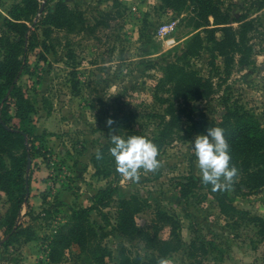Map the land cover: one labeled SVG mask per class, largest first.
<instances>
[{
  "label": "rangeland",
  "instance_id": "1",
  "mask_svg": "<svg viewBox=\"0 0 264 264\" xmlns=\"http://www.w3.org/2000/svg\"><path fill=\"white\" fill-rule=\"evenodd\" d=\"M13 1L0 0V31ZM65 1L80 12L81 23L73 29L50 25L48 41L53 48L46 51L39 44L30 50L29 71L18 79L34 100L30 126L35 138L28 202L23 203L17 220L34 235L25 240L24 232L1 242L5 233L1 219L10 202L0 189V264H51L48 239L67 219L69 207L89 204L97 189L114 181L112 173H97L92 162L104 144L109 152L110 131L123 137L129 127L153 133L155 123L149 112L161 110V99L181 104L182 98L174 95L166 78V61L210 77L217 88L209 98L192 101L194 116L219 119L228 104L249 110L264 126V0H218L234 27L238 22L233 19L240 13L253 24L248 32L249 62L239 67L240 54L234 53L227 76L225 56L210 54L206 32L188 22V8L171 9L161 0ZM195 32L202 36V46L198 52L184 54ZM38 33L41 40V29ZM220 36L218 29L216 37ZM109 119L114 121L111 129ZM10 124L20 122L13 117ZM202 133L207 134L178 133L159 149V170L147 174L141 170L138 183L121 176L115 179L118 191L103 209L109 220L92 213L106 230L103 241L111 249L103 264H121V252L131 257L139 254L141 260L153 254L167 258L169 264H264V186L248 188L238 174L226 196L238 208L231 215L220 210L204 186L181 195L184 176L199 178L191 143ZM5 161L10 162L7 155ZM131 195L145 199L135 221L148 234L122 236L113 228L118 197ZM163 212L175 220L176 235L173 221L164 220ZM150 238L171 242L152 245ZM192 238L202 240L204 246L195 243L190 249ZM166 246L174 249L168 251ZM77 253L76 245L69 246L58 264H81Z\"/></svg>",
  "mask_w": 264,
  "mask_h": 264
},
{
  "label": "trees",
  "instance_id": "2",
  "mask_svg": "<svg viewBox=\"0 0 264 264\" xmlns=\"http://www.w3.org/2000/svg\"><path fill=\"white\" fill-rule=\"evenodd\" d=\"M50 1H13L3 18L0 31V189L6 193L10 202L1 219L5 232L2 243H7L24 232H26L25 240L32 239L34 235L27 228L20 227L17 220L23 203L28 202L30 172L26 166L27 151L31 156L35 138L30 126L31 113L35 109L34 100L25 93L18 79L29 71L30 50L39 44L46 51L53 48V44L48 41L50 25L73 29L82 21L80 12L65 0H52V3ZM42 2V10L39 11ZM161 2L171 9L188 8V22L195 28L202 27L206 32L205 36L209 42L206 48L210 54L215 56L218 53L225 56L226 76L230 73L234 53L240 54L239 67L248 64L252 50V46L248 43V32L253 28V24L245 14L240 13L235 16L233 20L238 24L234 27L230 23L229 14L220 10L218 0H161ZM39 29L43 36L41 40ZM218 29L221 31L220 37H216ZM190 39L184 54L198 52L202 46V36L199 32H195ZM40 55L42 57L43 54ZM163 68L167 80L172 83V92L182 98L181 104L176 105L171 99L162 98L161 110L149 112L154 119L155 131L147 133L141 128L129 127L124 133L125 138L131 135L145 136L159 150L182 130L207 133L208 127H221L225 130L230 145L231 164L239 169V174L242 176L240 182L246 183L248 188L264 186V126L259 119L245 108L238 106L232 108L228 104H225L224 112L219 119L194 116L195 107L192 101L207 99L217 89L211 78L199 74L196 70H187L174 62L166 61ZM11 105H13V113L10 111ZM13 117L18 118L20 125L10 124ZM40 146L41 144L39 147L35 146L36 152L40 151ZM107 146L104 144L99 150L103 154V159L97 160L96 152L92 156V162L96 166L97 173L104 176L112 173L114 181L97 189L92 194L89 204L69 207L70 213L67 219L55 228L48 239L47 257L51 264H58L65 249L73 244L78 248L77 256L81 264H103L111 254V249L103 241L106 230L92 217V213L95 212L108 221L109 217L103 209L118 191L115 179H118L120 174L116 171L114 158L105 150ZM17 150L21 151L18 153ZM5 155L9 157V163L5 161ZM184 177L186 180L181 183L184 187L181 195H186L195 187L204 186L213 194L222 212L231 215L238 211V208L226 198L227 191H213L211 185H204L201 179L191 174ZM144 205L145 199L137 195L118 197L116 222L113 228L119 235L148 234L139 228L135 221V213ZM162 218L173 221L172 232L176 235L174 229L177 224L171 215L163 212ZM150 240L152 245L157 241L165 244L171 242L159 238H150ZM178 240L180 239L177 235L176 241ZM195 243L198 247L204 246L202 240L192 238L189 248L191 249ZM166 249L170 251L174 248L166 246ZM160 251L166 253L161 249ZM189 254L193 256L194 252L190 250ZM157 260L153 254L145 260H141L139 254L131 257L121 252L120 256L121 264H157Z\"/></svg>",
  "mask_w": 264,
  "mask_h": 264
},
{
  "label": "clouds",
  "instance_id": "3",
  "mask_svg": "<svg viewBox=\"0 0 264 264\" xmlns=\"http://www.w3.org/2000/svg\"><path fill=\"white\" fill-rule=\"evenodd\" d=\"M113 120L107 124L111 129ZM110 155L114 158L116 171L122 179L138 183L140 172L155 173L162 166L158 159V147L142 135L127 138L110 131ZM196 157L197 176L204 185H211L213 191H230L239 174V169L231 164L230 145L221 127H208L207 134H199L191 143ZM96 159H103L97 151ZM157 264H169L167 258H160Z\"/></svg>",
  "mask_w": 264,
  "mask_h": 264
},
{
  "label": "water",
  "instance_id": "4",
  "mask_svg": "<svg viewBox=\"0 0 264 264\" xmlns=\"http://www.w3.org/2000/svg\"><path fill=\"white\" fill-rule=\"evenodd\" d=\"M42 7H43V2H42V5L39 8V11L42 10ZM26 146L28 148L29 147V144L27 143ZM26 166H27V168L30 167V152L29 151H27V163H26Z\"/></svg>",
  "mask_w": 264,
  "mask_h": 264
}]
</instances>
